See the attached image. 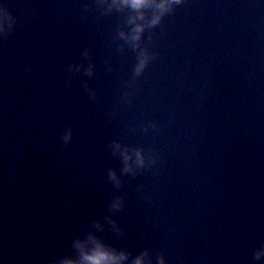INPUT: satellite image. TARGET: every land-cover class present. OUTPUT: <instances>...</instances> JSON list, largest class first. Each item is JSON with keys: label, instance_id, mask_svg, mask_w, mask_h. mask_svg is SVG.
<instances>
[{"label": "water", "instance_id": "95a60500", "mask_svg": "<svg viewBox=\"0 0 264 264\" xmlns=\"http://www.w3.org/2000/svg\"><path fill=\"white\" fill-rule=\"evenodd\" d=\"M101 253L264 264V0H0V264Z\"/></svg>", "mask_w": 264, "mask_h": 264}, {"label": "clouds", "instance_id": "9594fccd", "mask_svg": "<svg viewBox=\"0 0 264 264\" xmlns=\"http://www.w3.org/2000/svg\"><path fill=\"white\" fill-rule=\"evenodd\" d=\"M114 2H115V0H114ZM121 2L125 5H130L134 9H140L142 7L148 6L150 4V2H154V0H121ZM176 2H178V0H176ZM157 6L161 9L165 8L164 4H159ZM141 18H143V17H141ZM154 23H155V21H154ZM142 31H143L142 28L137 27L135 29L136 35H134L132 37V40L138 41L140 38L139 33ZM122 36H123V34H122ZM145 62H146L145 59L141 60L140 68L143 67ZM138 71H139V69H138ZM137 155H138V161L137 162L142 165L143 159H142V157L139 156V154H137ZM87 259H89L91 261V264H119V261L126 259V257H124V256L116 257V256H110L107 253H101L96 257H88ZM137 264H141V262L137 261Z\"/></svg>", "mask_w": 264, "mask_h": 264}]
</instances>
